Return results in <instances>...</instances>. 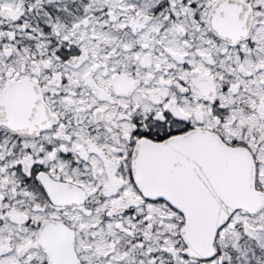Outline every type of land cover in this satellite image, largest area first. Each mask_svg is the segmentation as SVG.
<instances>
[{"label":"snow or ice","instance_id":"obj_1","mask_svg":"<svg viewBox=\"0 0 264 264\" xmlns=\"http://www.w3.org/2000/svg\"><path fill=\"white\" fill-rule=\"evenodd\" d=\"M0 264H264V0H0Z\"/></svg>","mask_w":264,"mask_h":264}]
</instances>
